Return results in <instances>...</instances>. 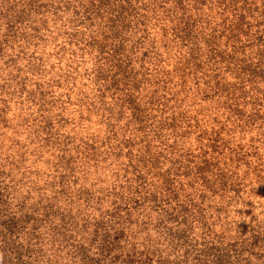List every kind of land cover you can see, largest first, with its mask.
Masks as SVG:
<instances>
[{
	"label": "trees",
	"instance_id": "16d2710c",
	"mask_svg": "<svg viewBox=\"0 0 264 264\" xmlns=\"http://www.w3.org/2000/svg\"><path fill=\"white\" fill-rule=\"evenodd\" d=\"M0 264H264V0H0Z\"/></svg>",
	"mask_w": 264,
	"mask_h": 264
}]
</instances>
